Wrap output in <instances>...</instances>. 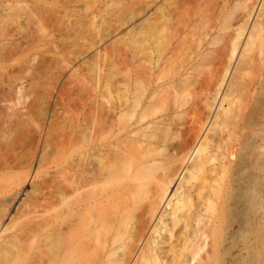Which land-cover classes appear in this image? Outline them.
I'll return each mask as SVG.
<instances>
[{
    "label": "bare ground",
    "instance_id": "obj_1",
    "mask_svg": "<svg viewBox=\"0 0 264 264\" xmlns=\"http://www.w3.org/2000/svg\"><path fill=\"white\" fill-rule=\"evenodd\" d=\"M0 4V264H264V0Z\"/></svg>",
    "mask_w": 264,
    "mask_h": 264
},
{
    "label": "rangeland",
    "instance_id": "obj_2",
    "mask_svg": "<svg viewBox=\"0 0 264 264\" xmlns=\"http://www.w3.org/2000/svg\"><path fill=\"white\" fill-rule=\"evenodd\" d=\"M0 6H1V4H0Z\"/></svg>",
    "mask_w": 264,
    "mask_h": 264
}]
</instances>
